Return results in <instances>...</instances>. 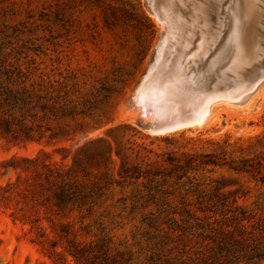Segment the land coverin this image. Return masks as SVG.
Returning <instances> with one entry per match:
<instances>
[{"label":"rangeland","instance_id":"obj_1","mask_svg":"<svg viewBox=\"0 0 264 264\" xmlns=\"http://www.w3.org/2000/svg\"><path fill=\"white\" fill-rule=\"evenodd\" d=\"M160 8L204 17L224 39L243 15L228 0ZM245 21L240 69L253 70L264 48L256 39L248 55ZM163 31L147 0H0V264H77L88 248L98 264L118 252L149 264L181 245L191 187L217 181L246 204L264 194V83L244 106L214 105L190 129L152 135L133 117L128 99Z\"/></svg>","mask_w":264,"mask_h":264},{"label":"water","instance_id":"obj_2","mask_svg":"<svg viewBox=\"0 0 264 264\" xmlns=\"http://www.w3.org/2000/svg\"><path fill=\"white\" fill-rule=\"evenodd\" d=\"M161 1L147 0L164 31L127 103L152 135L197 125L219 103L244 106L264 82V58L256 69H240L243 15L235 17V34L224 39L210 33L204 17L165 16ZM182 34L192 35L188 44L180 43Z\"/></svg>","mask_w":264,"mask_h":264},{"label":"trees","instance_id":"obj_3","mask_svg":"<svg viewBox=\"0 0 264 264\" xmlns=\"http://www.w3.org/2000/svg\"><path fill=\"white\" fill-rule=\"evenodd\" d=\"M9 127L4 126L5 134H9ZM199 141L205 145L212 144L221 149L223 156L227 155L222 144L201 138ZM192 160L178 170L182 174L178 179L188 178V173L197 167ZM210 164L209 161H202L200 166ZM231 168L246 172L237 166ZM261 183L264 186V179ZM226 188L217 181L211 188L210 184L191 187L187 194L194 196V199L185 198L181 202L187 215V218L182 219L183 224L179 230L181 245L169 247V257L164 259L154 253L149 264H263L264 194L246 204L240 203L242 197L234 192H224ZM92 249L81 250L79 255H73L77 264L81 260L79 257L89 259L91 264H98L99 257L90 256ZM174 250H177L176 254ZM116 255L104 257L99 264H136L131 257H125L124 253L118 252Z\"/></svg>","mask_w":264,"mask_h":264},{"label":"bare ground","instance_id":"obj_4","mask_svg":"<svg viewBox=\"0 0 264 264\" xmlns=\"http://www.w3.org/2000/svg\"><path fill=\"white\" fill-rule=\"evenodd\" d=\"M228 1L229 2H235V3L237 1L241 6V12H243L244 22L246 23L245 20H248L249 25L247 28H245V37H244V44H243L245 46V50L248 53V55L254 54L256 39H258L260 41L262 47L264 48V0H228ZM175 2H176V0H175ZM243 25H244V23H243ZM232 30L234 31V27ZM263 58H261V60ZM261 85H260V87H261ZM131 113H132L133 117L137 116L136 111L132 110ZM207 118L205 120H203L201 123L189 127V129L202 125L203 123H205V121H207ZM185 129H188V128H185Z\"/></svg>","mask_w":264,"mask_h":264}]
</instances>
